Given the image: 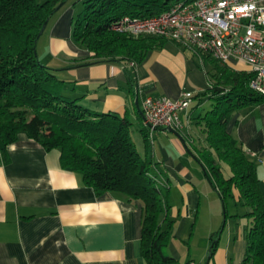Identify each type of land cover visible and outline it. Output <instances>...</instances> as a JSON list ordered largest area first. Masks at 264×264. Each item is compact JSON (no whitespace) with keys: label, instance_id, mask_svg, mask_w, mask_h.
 Wrapping results in <instances>:
<instances>
[{"label":"crops","instance_id":"0c3cea01","mask_svg":"<svg viewBox=\"0 0 264 264\" xmlns=\"http://www.w3.org/2000/svg\"><path fill=\"white\" fill-rule=\"evenodd\" d=\"M73 8L66 4L50 18L41 35L46 34L44 57L38 55L69 83V94L83 107L126 116L132 125L138 121L141 129L136 99L140 107L145 95L176 100L181 92L193 96L209 87L211 56L172 40L150 50L134 67L119 62L84 64L90 53L73 39ZM226 65L248 72L245 63L234 59ZM194 100L195 105L180 113L185 140L164 128L154 130L152 149L140 129L133 130L137 143L132 138L141 156L158 162V179L168 180L169 255L181 263L241 264L247 251L248 208L238 204L237 193L224 208L210 183L212 178L198 159L206 143L203 124L198 123L202 112L195 107L205 99ZM192 123H197L199 134ZM228 129L254 162L264 190V101L235 111ZM220 168L224 177L231 176L226 163L220 162ZM203 203L215 209H210L205 228L198 233L201 240L194 241ZM141 226L140 201L110 192L97 195L81 174L61 166L58 149L46 150L20 132L6 155H0V264H146Z\"/></svg>","mask_w":264,"mask_h":264},{"label":"trees","instance_id":"16d2710c","mask_svg":"<svg viewBox=\"0 0 264 264\" xmlns=\"http://www.w3.org/2000/svg\"><path fill=\"white\" fill-rule=\"evenodd\" d=\"M176 1L83 0V9L73 19V39L90 53L84 64H140L167 39L149 34L133 37L114 30L115 22L123 16L159 14ZM70 2L0 0V155H6L20 132L46 150L58 149L61 166L81 174L97 195L110 192L142 203L141 247L146 264H191L181 263L167 252L172 225L168 180L159 182L155 173L158 162L140 155L131 135V121L83 107L78 97L69 94V83L38 55L44 23ZM212 63L209 87L192 96L211 102L210 109L198 116L206 143L198 159L224 208L235 193L238 204L248 208L244 214L250 218L247 251L241 264H264V190L254 162L228 129L235 111L264 101V96L250 88L248 72L232 70L213 58ZM140 133L152 146L144 127ZM220 162L230 167L231 176L224 177Z\"/></svg>","mask_w":264,"mask_h":264},{"label":"built area","instance_id":"2783aa9c","mask_svg":"<svg viewBox=\"0 0 264 264\" xmlns=\"http://www.w3.org/2000/svg\"><path fill=\"white\" fill-rule=\"evenodd\" d=\"M113 29L138 37H163L210 55L222 64L230 60L248 67L250 88L264 96V0H179L150 17L123 16ZM192 95L181 92L171 100L145 95L142 124L152 141L155 129H173L181 134V111Z\"/></svg>","mask_w":264,"mask_h":264},{"label":"rangeland","instance_id":"374dc122","mask_svg":"<svg viewBox=\"0 0 264 264\" xmlns=\"http://www.w3.org/2000/svg\"><path fill=\"white\" fill-rule=\"evenodd\" d=\"M82 1L83 0H71V6H73L74 8V12H75V14H74V19H75V17H76V15H77V13L79 12V11H81L82 9H83V3H82ZM74 22V21H73ZM45 44H46V34H44L40 39H39V42H38V48H37V50H38V54L40 55V56H42V57H44V53H43V51H44V48H45ZM209 68V67H208ZM185 91V90H184ZM186 93H188L189 95H191V93H189V92H187V91H185ZM191 103H192V105H195V103H196V100H194L193 101V99H192V101L189 103V105H191ZM141 106H140V108L142 107V102H141V104H140ZM210 107H211V103H210V100L209 99H206L205 101H203L202 102V104H200V106H197V107H195L196 108V110H197V112H202V114H204L207 110H209L210 109ZM193 125H194V127L195 128H197V134H199L200 133V130L198 129V126H197V123H192ZM140 123L138 122V121H136L135 122V124L134 125H132V127H131V133H132V136H133V138H134V140L136 139V133L137 132H135L134 133V131L133 130H135V131H138V133H139V129H140ZM182 137V136H181ZM136 141V140H135ZM136 143H137V141H136ZM139 144V143H138ZM156 146H158V142L156 141V140H154V142H153V147H156ZM151 147V146H150ZM151 149H152V147H151ZM158 181L160 182V181H162V180H160V179H158ZM163 182V181H162ZM210 209H215V206H212V204L211 205H207V204H205V203H203V205L201 206V208H200V214H199V218H198V220H197V232H196V234H195V239H194V241H196V240H201L200 238H198L197 236H198V233L201 231V229H203V228H205L204 227V224H205V222H207V219H209V211H210ZM222 209V212H223V206H222V203H221V205H220V210ZM193 241V242H194ZM193 245H194V243H193ZM192 245V251L196 254V249H195V247ZM185 247L187 248V246L185 245ZM196 256H197V258H200V255L199 254H196ZM182 260H185V259H182Z\"/></svg>","mask_w":264,"mask_h":264},{"label":"water","instance_id":"95a60500","mask_svg":"<svg viewBox=\"0 0 264 264\" xmlns=\"http://www.w3.org/2000/svg\"><path fill=\"white\" fill-rule=\"evenodd\" d=\"M61 5H62V4H60V5L57 7V9H59V8L61 7ZM46 26H47V23H44V25H43V27H42V29H41V31H40V35H42V33L44 32ZM135 104H136V106H137V109H138L140 115L142 116V111H141V108L139 107V103H138V100H137V99L135 100ZM169 130H170L172 133H174L175 135H177L178 137H180V138L182 139L181 134H180L179 132H177V131H175V130H173V129H169ZM184 145H185V147H187L185 143H184ZM187 151H188L191 155H193V154L191 153V151H190L188 148H187Z\"/></svg>","mask_w":264,"mask_h":264}]
</instances>
